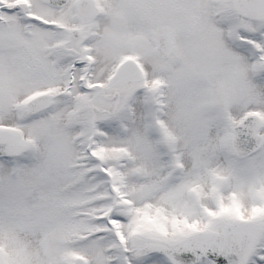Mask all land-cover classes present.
<instances>
[{
	"label": "snow or ice",
	"instance_id": "snow-or-ice-1",
	"mask_svg": "<svg viewBox=\"0 0 264 264\" xmlns=\"http://www.w3.org/2000/svg\"><path fill=\"white\" fill-rule=\"evenodd\" d=\"M0 264H264V0H0Z\"/></svg>",
	"mask_w": 264,
	"mask_h": 264
}]
</instances>
